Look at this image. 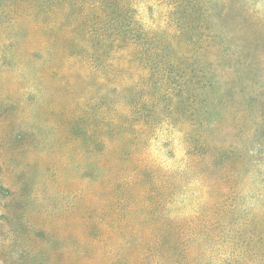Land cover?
<instances>
[{
    "label": "rangeland",
    "instance_id": "rangeland-1",
    "mask_svg": "<svg viewBox=\"0 0 264 264\" xmlns=\"http://www.w3.org/2000/svg\"><path fill=\"white\" fill-rule=\"evenodd\" d=\"M0 264H264V0H0Z\"/></svg>",
    "mask_w": 264,
    "mask_h": 264
},
{
    "label": "trees",
    "instance_id": "trees-1",
    "mask_svg": "<svg viewBox=\"0 0 264 264\" xmlns=\"http://www.w3.org/2000/svg\"><path fill=\"white\" fill-rule=\"evenodd\" d=\"M110 234H111V235L113 234L112 230L110 231Z\"/></svg>",
    "mask_w": 264,
    "mask_h": 264
}]
</instances>
